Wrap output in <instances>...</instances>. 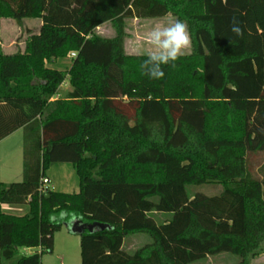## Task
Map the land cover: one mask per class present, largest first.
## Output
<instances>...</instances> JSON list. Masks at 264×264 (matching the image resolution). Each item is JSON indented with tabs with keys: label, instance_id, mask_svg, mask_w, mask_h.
<instances>
[{
	"label": "trees",
	"instance_id": "16d2710c",
	"mask_svg": "<svg viewBox=\"0 0 264 264\" xmlns=\"http://www.w3.org/2000/svg\"><path fill=\"white\" fill-rule=\"evenodd\" d=\"M167 15L188 23L192 51L150 79L146 57L127 53V21ZM2 18L42 24L23 50H0V141L25 130L24 178L0 182L1 258L43 264L71 221L50 223L61 210L109 225L80 234L81 264H191L222 252L251 264L264 252V0H0ZM108 22L112 37L97 32ZM72 52L67 69L49 67ZM65 162L80 191L41 193ZM209 183L222 192H190ZM165 212L163 223L152 215ZM135 233L152 242L129 253Z\"/></svg>",
	"mask_w": 264,
	"mask_h": 264
},
{
	"label": "rangeland",
	"instance_id": "374dc122",
	"mask_svg": "<svg viewBox=\"0 0 264 264\" xmlns=\"http://www.w3.org/2000/svg\"><path fill=\"white\" fill-rule=\"evenodd\" d=\"M175 20L173 17H165L162 19H136L132 18L127 21L126 31L128 33L126 39V50L129 54H142L149 51L150 46L146 42L149 31L157 24L165 21ZM41 20L37 18H25L22 21L13 18L0 19V50L5 53H14L23 50L25 41L31 33H37L41 27ZM97 32L100 35L112 37L115 35V29L111 23H104L98 27ZM191 48L187 51L190 53ZM186 53V54H187ZM72 62V56L56 60L49 64V67L57 69H67ZM71 89V85L66 80L60 87L57 97H65L67 91ZM24 137L25 130L18 129L9 138L0 142V182L6 184L21 181L24 178ZM263 177V172L258 169L256 172ZM51 183V189L77 193L80 191V179L76 169L71 163H54L47 172ZM223 187L219 183H209L202 185L190 186L192 194L202 192L207 195L220 194ZM4 211L14 214H25L28 211L26 205L13 206L4 205ZM158 223L171 219L172 213L152 214ZM54 250L51 253L42 255L43 264H81V245L80 234L72 233L68 227L63 224L55 232ZM152 242V237L147 233H135L126 236L124 241V249L129 253L135 252L138 248ZM41 252L40 248H25L23 253L31 254ZM241 260L240 256L231 252H222L216 255H210L202 260L192 262L191 264H238ZM11 264L1 258L0 262ZM251 264H264V252L252 258Z\"/></svg>",
	"mask_w": 264,
	"mask_h": 264
},
{
	"label": "clouds",
	"instance_id": "9594fccd",
	"mask_svg": "<svg viewBox=\"0 0 264 264\" xmlns=\"http://www.w3.org/2000/svg\"><path fill=\"white\" fill-rule=\"evenodd\" d=\"M230 30L237 37H243L242 22L233 18ZM146 42L150 50L143 52L146 58L140 64L142 74L150 79H162L165 75L164 66L175 68L176 61L186 55L192 46V36L186 21L175 19L165 21L154 26L148 32ZM75 220L76 216L61 210L50 215V223H61L67 220Z\"/></svg>",
	"mask_w": 264,
	"mask_h": 264
},
{
	"label": "water",
	"instance_id": "95a60500",
	"mask_svg": "<svg viewBox=\"0 0 264 264\" xmlns=\"http://www.w3.org/2000/svg\"><path fill=\"white\" fill-rule=\"evenodd\" d=\"M72 233L81 234L86 231H94L95 228L106 229L109 225L101 222H85L82 218H76L65 224Z\"/></svg>",
	"mask_w": 264,
	"mask_h": 264
},
{
	"label": "built area",
	"instance_id": "2783aa9c",
	"mask_svg": "<svg viewBox=\"0 0 264 264\" xmlns=\"http://www.w3.org/2000/svg\"><path fill=\"white\" fill-rule=\"evenodd\" d=\"M76 55H77L76 52H72L70 56L75 57ZM50 183H51V180L49 177H47V176L42 177L40 187H39V191L41 193H45L48 190H51Z\"/></svg>",
	"mask_w": 264,
	"mask_h": 264
},
{
	"label": "crops",
	"instance_id": "0c3cea01",
	"mask_svg": "<svg viewBox=\"0 0 264 264\" xmlns=\"http://www.w3.org/2000/svg\"><path fill=\"white\" fill-rule=\"evenodd\" d=\"M168 16L172 17L171 15H167V16H165V17H168ZM165 17L155 18V19H162V18H165ZM136 19H139V18H136ZM67 58H68V57H67ZM54 62H55V61H54ZM54 62H53V63H54ZM15 132H16V131H15ZM15 132H14V133H15ZM14 133H12V134H14ZM12 134H11V135H12ZM11 135L7 136L6 138H4L3 140H1L0 142H4V140H6L7 138H9ZM28 249H30V248H28Z\"/></svg>",
	"mask_w": 264,
	"mask_h": 264
}]
</instances>
